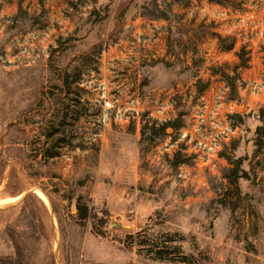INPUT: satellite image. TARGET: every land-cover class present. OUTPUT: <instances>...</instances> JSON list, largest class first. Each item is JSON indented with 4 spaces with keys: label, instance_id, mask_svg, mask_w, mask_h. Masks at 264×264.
Masks as SVG:
<instances>
[{
    "label": "rangeland",
    "instance_id": "374dc122",
    "mask_svg": "<svg viewBox=\"0 0 264 264\" xmlns=\"http://www.w3.org/2000/svg\"><path fill=\"white\" fill-rule=\"evenodd\" d=\"M0 204L17 264H264V0H0Z\"/></svg>",
    "mask_w": 264,
    "mask_h": 264
},
{
    "label": "built area",
    "instance_id": "2783aa9c",
    "mask_svg": "<svg viewBox=\"0 0 264 264\" xmlns=\"http://www.w3.org/2000/svg\"><path fill=\"white\" fill-rule=\"evenodd\" d=\"M217 109L210 111L207 104L203 103L196 113L194 132L186 130L181 134L190 143H196L195 153H204L208 157L211 154H216L223 139L229 137L230 134H235L239 130L238 124L232 117L236 116V110L232 109L234 113L228 116L227 125H224L219 120L220 113Z\"/></svg>",
    "mask_w": 264,
    "mask_h": 264
},
{
    "label": "trees",
    "instance_id": "16d2710c",
    "mask_svg": "<svg viewBox=\"0 0 264 264\" xmlns=\"http://www.w3.org/2000/svg\"><path fill=\"white\" fill-rule=\"evenodd\" d=\"M78 210H79L78 215L80 218H86L89 214L88 206L78 204ZM0 264H17V261L12 257L9 258L0 257Z\"/></svg>",
    "mask_w": 264,
    "mask_h": 264
},
{
    "label": "bare ground",
    "instance_id": "6f19581e",
    "mask_svg": "<svg viewBox=\"0 0 264 264\" xmlns=\"http://www.w3.org/2000/svg\"><path fill=\"white\" fill-rule=\"evenodd\" d=\"M37 191H38L39 193L43 194L42 191H40V190H37ZM44 196H45V195H44ZM19 198H22V196L18 197L17 199L20 200ZM17 199H16L15 202L18 201ZM11 201H14V199H13V200H10V201H9V200H8V201L5 200V202L3 201V203L9 204V203H11ZM14 204H15V203H14ZM0 205H1V204H0ZM3 205H4V204H3ZM3 205H2V206H3ZM4 206H5V205H4ZM6 206H7V205H6ZM8 206H9V205H8ZM0 207H1V206H0Z\"/></svg>",
    "mask_w": 264,
    "mask_h": 264
},
{
    "label": "water",
    "instance_id": "95a60500",
    "mask_svg": "<svg viewBox=\"0 0 264 264\" xmlns=\"http://www.w3.org/2000/svg\"><path fill=\"white\" fill-rule=\"evenodd\" d=\"M27 193H28V192H27ZM27 193H26V194H27Z\"/></svg>",
    "mask_w": 264,
    "mask_h": 264
}]
</instances>
